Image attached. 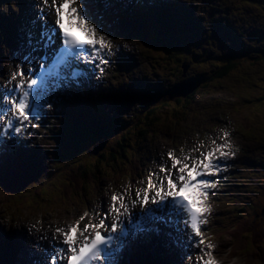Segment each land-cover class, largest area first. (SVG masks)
Instances as JSON below:
<instances>
[{
  "label": "rangeland",
  "instance_id": "374dc122",
  "mask_svg": "<svg viewBox=\"0 0 264 264\" xmlns=\"http://www.w3.org/2000/svg\"><path fill=\"white\" fill-rule=\"evenodd\" d=\"M27 1L33 3L37 8L38 0ZM174 1H177L175 2L177 7L174 2L167 0V3L160 6L157 10L155 9V11L148 10L149 8L144 10V13L147 16H153L151 18H153L156 23L159 22L157 23L158 28L156 34H149L148 39L145 36H139L137 38L121 36L126 41L129 40L130 44L135 46L134 48L138 47L139 49L138 51L136 50V53L133 56L135 61L130 62L133 63L132 66L128 64L127 68H124L125 73L127 72L126 77L131 76L130 80H127L128 82H126V84H129L126 86V90L129 96L135 94V92H131V90L132 88H136L139 84V76L145 74L149 75L150 78L148 79H150L152 83H156L157 85L162 83L161 87L163 84L168 85L169 83L172 84L175 81H179L174 86L176 89L183 90H180L181 92L186 93H189L187 91L194 83L193 80H188L192 75L195 76V80H199L202 74L207 76V73H210L211 70H213L212 74L207 76L210 80L207 81L206 86L200 87L201 90L192 96V98H181L180 101L167 98L163 101L157 102L156 106H154L157 107V110L159 109L156 111V114L152 115V110L154 109V107H152L150 115L146 118H144L146 116L144 115L141 122L138 121V115L143 114V107H145V103L141 106L143 101L137 100L133 96L128 107L125 105V102H120L118 104L119 108L117 107V112L125 113L126 109L129 125L125 128V130H122L121 127H117L120 132L117 133V137L114 135L113 137H115V139H113L116 141L122 134H126L125 142L134 146L131 147L132 150H129L130 147H125L127 148L125 153L128 154V158H133L132 161H138L140 157L143 156L145 159H148L150 163L155 160L161 163V155L163 152L165 153L166 150L172 147L178 148L181 145L180 149L183 148L185 153L195 147V145L190 148L182 145L183 142L189 138V135L184 137L188 133H190V137L196 134L198 136L202 133L204 135L202 141L206 143L211 141L213 135L220 133L224 126L229 125L231 128L230 141L234 145V148L237 149L235 155L236 158L234 157L235 159L232 161L230 171L226 174L219 175L218 178L221 180L228 178L225 185H230L233 182V186H236L235 182L241 181L240 185L237 187H242L246 194L236 195L235 198L238 203L237 209L242 206L248 209L243 211V208H240L242 211H232L231 207V209L228 210L227 207L229 205H233L231 203H227V201H225L227 204L222 203V199L225 196L223 197L221 192L216 193L215 196L219 197V200H216V206L219 212L213 217L211 228L213 227L214 221L219 219L221 216L222 222L224 221L226 226L233 225L236 220L233 215L239 212L250 214V219L254 221L258 228L262 229L264 228V93L262 94L264 91V33H261L259 30L264 31V3H262L264 0H254L258 3L257 7H250L252 4L250 1L244 2L240 0ZM13 3V0H3L2 3L0 2V15H7L9 18H13L14 15L18 16L19 13L9 7V4L14 5ZM94 9L98 10V7H94ZM132 10L134 11V15L142 20L140 17V13L142 12L141 6L136 4L132 7ZM36 11L38 12V8ZM97 13L103 14L104 12L98 10ZM154 14H157L156 18H154ZM113 16L116 18L115 22L119 21V18L122 17L119 14H113ZM198 16H201L204 21L203 33L212 31L216 27V16L222 18L223 24H225V27H223V29L221 28V30L216 27V33L211 36L212 38L210 41L215 43V37H224V34L230 28L228 21H231L232 23L236 21L238 26H247L253 30L250 39L247 34L248 30L236 27L237 34L243 35L248 40L247 44H249L252 49L263 44L259 48V50L263 49V51L259 52L258 50L251 56L247 53L244 54L243 51H239L241 47L236 46V43L233 42L229 36H225V39L221 43L220 47L226 48L225 52L234 53L235 57H240L237 62L234 64L232 61L223 62L222 58L219 57L222 54H214L213 57L204 61L206 68L201 67L202 63L194 62V67L191 69L187 68V72L190 69L188 74H182L181 64L177 61V57L184 55V60L189 61L190 54H192L194 60L197 61L199 59L198 54L191 51L190 47L185 49L180 47V49L176 46L177 42L172 41H177L175 36L182 39L194 38V36H192L193 34L189 32L188 29ZM205 16L210 17L208 22L205 20ZM180 19L183 23H180ZM29 21V19H26L24 25ZM130 21L129 14L126 13V19L124 21L125 26H130ZM137 21L139 22V20ZM141 23V27L146 26L142 21ZM208 25L210 28H208ZM257 26H259V29H256ZM108 29L115 30L114 27H108ZM138 30L140 32L143 31L140 29ZM164 30H168L169 33H163ZM172 31L174 34L171 33ZM166 35H169L167 41L174 44V47L170 48L171 54H167L165 52L166 49L161 51L162 45L164 44L161 43V40L165 41ZM0 38H2V36H0ZM144 41L145 44L143 43ZM214 43L210 45L214 47ZM201 49H203V46H201ZM9 50L10 47L8 46L0 47V52L3 51L5 53L4 58L7 59V57H9L12 64L20 62L21 58L18 56L20 49H12L10 54ZM156 54L158 56H156ZM130 57H132V55H130ZM244 57H250L249 59H251L253 63ZM123 58L128 62L130 61V59L126 56H123ZM175 60L177 61L176 65H172ZM12 64L10 67L15 69L16 67ZM218 65H220V67H217ZM230 66V71L232 73L229 76L227 75L228 71L225 72V70ZM113 70L114 72L111 73V77L117 78L115 73H117L118 67L115 66ZM130 71L132 73H130ZM70 95V92L65 94V101L69 99ZM60 110V105L55 106L52 109V115L62 116L63 111L60 112ZM151 122H153L154 125L149 127L148 124ZM216 123L218 126L214 128L209 126L210 124L212 125ZM142 124H145L146 128L144 127L141 129L140 126ZM175 127L178 128V131H187L185 134L180 135ZM46 128H42V131L46 129L49 132L52 129L56 132V137L54 140H51V138L46 139L45 135L40 133L37 137V142L35 143L38 148H40V150L37 151L40 153L43 152L45 157H55L56 160L61 159L62 162L57 163L56 166L58 168H55L53 175L47 171L52 166L47 165L45 167V171H47V173L43 176L44 181L41 183H38L41 179H36V181L31 183H14L9 189L10 192L8 190H3L0 187V208L1 206H5V212H2V208L0 209V223L2 224L0 226V249L3 251L7 252V245H3L6 244V239L8 240V237H12V235H14L12 233L11 225L7 224L8 218L12 217L15 218V220L23 219L22 221L44 218L46 221H50L55 224L68 225L73 222L72 220L77 218L79 215L78 212H82V210L84 211L88 207L85 200L76 206V208H69V210H64L63 208L58 207L54 208L53 200L44 201L41 206L34 207L31 210L15 207L19 197H22V203L29 206L32 201L33 194L37 195L36 189H40L39 185H42L45 191L47 190L46 195L53 198V194L58 191L59 185L62 184V174L66 172L68 168L72 169V171H68V173L77 171L82 172L79 165H81V163H91L96 157L94 154L88 152L89 148L94 146L95 140H86V142H82L78 148H75L73 145L72 147H69L71 144L65 143V145H63L67 136L62 134V131L60 130L61 127L58 122L52 123L51 126H47ZM146 129L148 131H146ZM175 133L176 135L179 134L181 138L175 140L177 136H172ZM141 135L142 137L139 138ZM90 138L93 139L94 135H91ZM115 141H113V143ZM119 142L122 143L121 140ZM115 147L117 146L115 145ZM66 148L67 151L65 150ZM51 150H65L66 154L63 158H60L57 154H55V156H51ZM34 154H36L35 151ZM179 155H181V152H179ZM115 157V165L120 167V163L124 162V160L120 157V154H116ZM246 157H248L250 163L244 165L242 160ZM8 160L11 161V159L8 158L6 163ZM153 168L157 169V171L159 170L155 164L153 165ZM85 172L88 173L87 171ZM83 183L84 185L81 188H84V195L87 200L97 201L98 199L100 200V206H103V201L104 203L107 202L109 199V187L106 177L98 179L97 187H93L91 184L90 186L92 187V190H90L85 181H83ZM20 185L24 186L19 187ZM25 188L28 189L20 195L19 192ZM68 191L69 192L65 193V195L62 194L60 198L61 200H64L62 198L70 199L72 197V192H70V190ZM80 191L81 190L79 188L78 193H80ZM29 195L31 196L28 197ZM90 206L93 207V204H90ZM225 211L232 212L227 216L224 214ZM16 230L19 232L22 231L21 236H23V238H27L25 232L22 230V227ZM228 239L229 238L226 235L221 238H218L217 236L215 237V241L217 243L216 253L219 255L223 264H245L244 259L232 257V253L229 250L230 241ZM163 240L164 244L160 246V251H162L166 245L165 238H163ZM242 241L243 240H241V242ZM247 244L248 243L244 244L246 249L255 252V249L253 248L254 245H252V243L250 245ZM174 246L178 247V243L174 244ZM234 252L235 251L233 250V253ZM161 254L162 253H160V255ZM256 257L257 253L253 258ZM177 258L180 261L186 262L182 253H179ZM144 261H147L145 256ZM2 262L9 263V260L6 259ZM168 262L170 263V261Z\"/></svg>",
  "mask_w": 264,
  "mask_h": 264
},
{
  "label": "snow or ice",
  "instance_id": "6c2138e0",
  "mask_svg": "<svg viewBox=\"0 0 264 264\" xmlns=\"http://www.w3.org/2000/svg\"><path fill=\"white\" fill-rule=\"evenodd\" d=\"M100 3L105 10L114 7L110 0ZM92 7L89 0H38L37 15L24 26L20 43L27 73L17 65L0 85V150L31 137V129L39 128L41 117L60 96L83 86L96 70L102 75L121 47L102 24L93 22ZM49 16L54 22L49 23ZM41 51L45 54L39 58L33 55ZM229 136L223 131L208 146L200 141L187 153L180 149V156L169 150L159 170L149 172L146 185L133 189L130 184L110 195L107 209L96 213L97 223L81 227L85 213L73 224L55 227L51 237L41 233L31 247L44 257L42 264H122L123 253L135 240L155 235L168 244L198 248L195 258L187 257L191 264H218L213 256L216 246L205 242L201 226L211 213L208 199L218 186L216 177L236 155ZM33 231L40 230L32 225L29 235ZM42 240L49 246L43 247Z\"/></svg>",
  "mask_w": 264,
  "mask_h": 264
},
{
  "label": "trees",
  "instance_id": "16d2710c",
  "mask_svg": "<svg viewBox=\"0 0 264 264\" xmlns=\"http://www.w3.org/2000/svg\"><path fill=\"white\" fill-rule=\"evenodd\" d=\"M142 128H144V127H142ZM121 142L125 143V140L122 139ZM118 144H120V143H118ZM100 155H101V160H98L97 164H95V166L93 168V171L96 174L99 172V170H101V165L104 167V166H107V164L112 163V165L116 167L113 160L107 158L105 153H101ZM100 162H101V164H99ZM80 168L82 169V172L80 171V172H73L72 173L73 174L72 177L76 181L77 186L81 185L83 183V181H85L86 184H88L91 179L97 178L96 175L92 174L93 173L92 168H87L88 173L85 172L86 167H82V165H81ZM76 183L74 182L75 188L77 189ZM261 233H262V230L257 229L254 225H251V223L249 221H246V222L240 224V226L236 228V237L238 238L239 246L243 247L244 244L249 243L248 236H250V235L256 236V235H259ZM241 240H243V241L241 242ZM256 246L261 248L262 242H257ZM263 259H264V254H263Z\"/></svg>",
  "mask_w": 264,
  "mask_h": 264
},
{
  "label": "bare ground",
  "instance_id": "6f19581e",
  "mask_svg": "<svg viewBox=\"0 0 264 264\" xmlns=\"http://www.w3.org/2000/svg\"><path fill=\"white\" fill-rule=\"evenodd\" d=\"M123 1V0H122ZM125 2L128 4H130V2H131V0H125ZM132 4V3H131ZM103 7H102V5L100 4V9H102ZM113 8V7H112ZM112 8H110V9H107V10H105L104 8H103V10L104 11H109V12H111V9ZM133 25H137L138 23L135 21V20H133ZM153 53V52H152ZM230 74H231V72L230 71H228V73H227V75H229L230 76ZM232 103H233V101H232ZM97 178H94V179H91L89 182L90 183H92V182H94L95 180H96ZM0 226H1V224H0ZM14 235H15V237L16 238H21V240L22 241H24V243L26 244L25 246H21V249L22 250H20V249H17V251L15 252V253H17V255L21 258V261H24L25 262V260H23V258H25V256H24V254H25V252L26 253H28L29 255H32L33 254V256H34V258L36 257V258H38V259H41V264H42V261L44 260V257L40 254V252H39V250L38 249H33L32 247H31V244L33 243V241L29 238V239H27V242H26V240L25 239H23L22 238V236H21V233L17 230H13V232H12ZM229 241H230V248H232V249H237V246H236V244L233 242V240L231 239V238H229L228 239ZM5 243L6 244H3V245H7V249H8V252H9V256H11V257H13V253L11 252L12 251V246H13V244L11 243V242H9L7 239H6V241H5ZM41 245L43 246V247H48L49 246V244H48V240H43V242L41 243ZM25 252H24V251ZM21 251V252H20ZM19 257H18V259H19ZM26 263V262H25Z\"/></svg>",
  "mask_w": 264,
  "mask_h": 264
},
{
  "label": "water",
  "instance_id": "95a60500",
  "mask_svg": "<svg viewBox=\"0 0 264 264\" xmlns=\"http://www.w3.org/2000/svg\"><path fill=\"white\" fill-rule=\"evenodd\" d=\"M176 94L186 95V92H177Z\"/></svg>",
  "mask_w": 264,
  "mask_h": 264
}]
</instances>
